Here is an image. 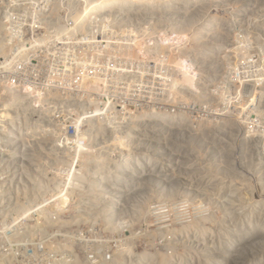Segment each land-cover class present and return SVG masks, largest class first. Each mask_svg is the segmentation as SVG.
Here are the masks:
<instances>
[{"label":"rangeland","instance_id":"rangeland-1","mask_svg":"<svg viewBox=\"0 0 264 264\" xmlns=\"http://www.w3.org/2000/svg\"><path fill=\"white\" fill-rule=\"evenodd\" d=\"M15 14L40 40L0 39V264H264V0H0V36ZM163 194L187 223L151 236Z\"/></svg>","mask_w":264,"mask_h":264},{"label":"built area","instance_id":"built-area-1","mask_svg":"<svg viewBox=\"0 0 264 264\" xmlns=\"http://www.w3.org/2000/svg\"><path fill=\"white\" fill-rule=\"evenodd\" d=\"M5 29H9V31L0 36L4 43L26 44L28 41L36 42L40 40L34 38V35H31V37L23 35L24 27L19 14L7 19ZM16 169L19 168L16 167ZM184 205V201H160L152 204L150 206V225L154 230L150 231V233L169 232L187 223L186 215L183 213ZM64 252H70V254L63 255ZM21 254V264H118L114 252L98 249L86 252L82 257L73 255L71 249H50L48 252L40 253L38 251H24L22 247ZM68 258L70 260L67 261ZM81 258L83 262L78 261ZM131 264L144 263L142 262V257L137 256Z\"/></svg>","mask_w":264,"mask_h":264},{"label":"bare ground","instance_id":"bare-ground-1","mask_svg":"<svg viewBox=\"0 0 264 264\" xmlns=\"http://www.w3.org/2000/svg\"><path fill=\"white\" fill-rule=\"evenodd\" d=\"M108 2V1H107ZM106 2V3H107ZM105 4V2L104 3H102V5H104ZM106 5V4H105ZM107 6V5H106ZM101 8V7H100ZM97 9H98V7H97ZM96 9V10H97ZM95 10V9H94ZM128 185V184H127ZM114 186H118V183H115L114 184ZM107 195H109L108 193H107ZM180 196V195H179ZM110 197H112V196H110L109 195V198ZM172 197H176V195H167V196H165L164 194L163 195H159V196H157V197H155L156 199H158L159 201H170V200H175V199H172ZM115 200H116V198H115ZM115 200L113 199L112 200V202H114L115 203ZM120 200V199H119ZM177 200V199H176ZM180 200V199H179ZM117 201V200H116ZM157 201V200H156ZM111 202V204H113ZM116 204V203H115ZM149 204V203H148ZM103 206V205H102ZM110 206V205H109ZM136 215H137V220H145V219H143V218H145L146 217V215L148 214V210H147V206H145V204L144 205H142V206H140V204H138L136 207ZM149 209V208H148ZM101 211V210H100ZM147 220V219H146ZM204 221V220H203ZM200 222V221H199ZM195 223V222H194ZM198 223V222H197ZM199 224H201V223H199ZM194 225V224H193ZM196 226V225H195ZM199 226V225H198ZM202 226V225H201ZM182 227H185V226H182ZM190 227H191V225H190ZM178 228H181V227H178ZM182 229V228H181ZM186 229V228H185ZM194 229V228H193ZM198 229V228H197ZM200 229V228H199ZM177 231V230H176ZM176 231H175V233H176ZM199 231V230H198ZM150 232V231H149ZM179 232V231H178ZM166 233V232H165ZM149 234H151V233H149ZM157 234V233H156ZM178 234V233H177ZM180 234V233H179ZM154 235H155V233H154ZM153 235V236H154ZM158 235V234H157ZM162 235H163V233H162ZM151 236H152V234H151ZM160 236H161V234H160ZM166 236V235H165ZM164 236V237H165ZM168 236V235H167ZM162 238H163V236H162ZM169 238H170V236H169ZM171 239H172V237H171ZM174 239V238H173ZM148 257H149V255H147V254H143L142 255V259H143V261L145 260V258H146V260H148ZM152 257V256H151ZM151 257H149V259L151 258ZM162 259V258H161ZM164 259V258H163ZM152 260V259H151ZM150 261V260H149ZM166 262V261H165ZM163 263V262H162Z\"/></svg>","mask_w":264,"mask_h":264}]
</instances>
